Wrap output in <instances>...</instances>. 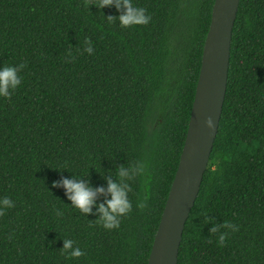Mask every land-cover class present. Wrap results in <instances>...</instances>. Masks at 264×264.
Masks as SVG:
<instances>
[{"label": "trees", "instance_id": "obj_1", "mask_svg": "<svg viewBox=\"0 0 264 264\" xmlns=\"http://www.w3.org/2000/svg\"><path fill=\"white\" fill-rule=\"evenodd\" d=\"M133 2L150 15L147 25L108 23L115 10L97 11L92 0H0V66L25 65L20 86L0 98V197L14 202L0 215V264L148 263L215 0ZM228 76L178 264H264V0H240ZM121 166L142 171L128 182L132 208L116 229L52 187L71 175L105 186ZM206 220L236 230L221 228L219 245ZM66 238L86 255L66 259Z\"/></svg>", "mask_w": 264, "mask_h": 264}, {"label": "water", "instance_id": "obj_2", "mask_svg": "<svg viewBox=\"0 0 264 264\" xmlns=\"http://www.w3.org/2000/svg\"><path fill=\"white\" fill-rule=\"evenodd\" d=\"M239 4L240 0H215L184 147L147 264H178L185 226L219 131Z\"/></svg>", "mask_w": 264, "mask_h": 264}, {"label": "clouds", "instance_id": "obj_3", "mask_svg": "<svg viewBox=\"0 0 264 264\" xmlns=\"http://www.w3.org/2000/svg\"><path fill=\"white\" fill-rule=\"evenodd\" d=\"M93 7L102 12L103 9H114L117 15H108L104 18L108 23L118 22L121 28L137 27L147 25L151 19L146 14L143 7L137 6L133 0H92ZM103 13V12H102ZM84 52L92 54L93 47L89 39L85 38ZM71 56V53H69ZM24 64L3 65L0 66V98L8 99L21 84L19 73L24 69ZM211 127V120L207 121ZM142 171L140 166L135 168L119 167L115 172V178L112 175L105 177V186L93 187L86 179L71 175L69 178L61 177L59 181L52 183L53 188L60 187L64 190L66 199L70 206L78 210L81 214L96 216V222L105 230H112L119 227L120 218L130 213L132 204L128 198L131 191L129 181L134 179ZM103 198L99 203L98 199ZM142 207V205H139ZM14 207V202L7 196L0 197V215L4 210ZM95 208V212H93ZM62 215V213H57ZM206 223H213L206 220ZM236 230L235 226L227 221L222 224H215L209 228L210 234H218L217 242L223 245L227 232H221L220 229ZM61 250L66 253V259H78L85 256L86 253L80 247L74 246L72 239L62 240Z\"/></svg>", "mask_w": 264, "mask_h": 264}]
</instances>
